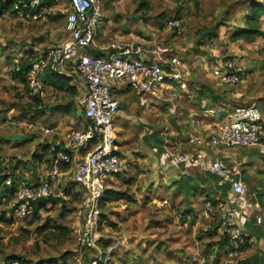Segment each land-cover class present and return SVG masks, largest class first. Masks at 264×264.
Wrapping results in <instances>:
<instances>
[{"label":"rangeland","instance_id":"1","mask_svg":"<svg viewBox=\"0 0 264 264\" xmlns=\"http://www.w3.org/2000/svg\"><path fill=\"white\" fill-rule=\"evenodd\" d=\"M106 1L101 0L103 12L109 7ZM253 2L264 5V0H125L121 3L123 7L120 8V4L118 8L126 10L127 16L136 17L128 32L146 39L151 38L150 33L161 31L157 23L177 17L179 11L182 33L189 32L190 37L192 31L191 38L197 44L204 37L214 38L208 32L214 26L221 24L224 28L236 29L244 25L248 6ZM57 5L59 13L56 16H47L37 22L18 20L9 10L0 12V264H8L17 258L28 264H61V261L88 264L94 256L93 251L81 258L79 255L82 196L72 182L73 167L60 165L56 186L60 189L68 187L65 196L49 197V203L27 220L16 219L11 214L15 203L14 192L10 194L11 186L44 178L53 151L63 150L64 142L52 149L45 145L51 136L43 129L57 116L49 110L65 102L62 110L66 112L59 115V121L67 126L72 120H77L75 126L82 123L80 103L68 86L58 93L52 88H41L40 95L46 97L38 99L29 95L26 80L17 74L20 63L28 64L47 47L64 40L62 28L68 0H59ZM123 19L119 21V29L125 30L128 25ZM259 27L264 28V14L260 16ZM162 31L165 33L162 38H175L170 32ZM202 53L209 56L208 48ZM252 57L253 54L247 57L249 65L253 62ZM259 57L262 58L259 62L264 65V55ZM214 59L210 56L204 64L210 66ZM200 64L204 65L203 62ZM248 74L251 75V71ZM48 75L43 76L42 83L46 80L48 84L60 83L56 75ZM261 88L264 90L263 83ZM135 100L134 97L130 100V111L123 109L126 114L128 111L133 128L125 120L115 121L114 126L117 147L127 140L126 133L132 131L133 135L129 133V141L120 145L124 150L125 169L110 183L100 207L99 248L100 254L108 257L105 264H236L240 251H233L232 257L223 254L221 251L228 248V241L223 249H218L217 242L225 234L223 223L221 232V203L224 201L220 187L210 189V194L206 192L209 188H200L202 192L195 198L194 191L188 196L180 184L167 182L161 185L159 176L152 177L157 169L133 165L128 152L134 149L149 147L151 143L157 146V142L177 145L166 132V128L176 124V121H169L172 117L167 111H163L158 120L151 113L147 114L149 117L144 116ZM46 111L51 117L43 116ZM37 115L39 119H35ZM139 121L145 125L138 124ZM125 125L130 127L126 133ZM53 138L52 141L58 140ZM144 138L151 143L146 144ZM180 143L184 144L185 139ZM151 160L148 158L146 162L149 164ZM115 194H121L122 199H114ZM212 202L214 205H209ZM54 226L65 228L67 234L60 235L52 229Z\"/></svg>","mask_w":264,"mask_h":264},{"label":"built area","instance_id":"2","mask_svg":"<svg viewBox=\"0 0 264 264\" xmlns=\"http://www.w3.org/2000/svg\"><path fill=\"white\" fill-rule=\"evenodd\" d=\"M59 0H14L11 12L24 22H37L47 16L54 17ZM101 0H68L64 15L62 43L52 45L36 55L30 62L24 78L29 95L43 99L42 79L46 74L64 76L81 92L80 107L82 123L68 131L63 150L53 151L46 176L38 182L20 183L14 190L15 203L12 216L27 220L36 212V202L49 197L65 196L68 187L58 188L56 183L60 165L73 167L72 182L81 192L79 203L81 222L78 234L80 258L93 251L88 264H105L108 257L100 254L99 228L100 207L107 189L118 173L125 169V162L119 153L115 121L120 112L117 92L129 90L141 95L160 94L168 84L170 91H183L191 70L178 55L164 50L136 44H113L104 55L90 53L99 27L103 24ZM163 29L178 37L183 25L176 16L165 19ZM212 50H218L216 39L210 40ZM219 60V59H218ZM218 73L221 84L234 86L240 82L241 69L228 56L222 57ZM19 68L17 67V71ZM44 76V77H43ZM218 107L212 112L221 113ZM227 121H218L206 139L191 136L187 144L196 148L194 153H177L171 156L174 165H189L208 172L218 179V184L229 186V201L223 216V225L228 248L221 252L233 256L246 246L245 236L239 226L244 216L253 215L252 201L239 178L238 164L223 165L210 152L219 149H246L259 147L264 156V118L258 105L237 106L226 114ZM69 168V171L71 169ZM73 187V185H72ZM255 224H261V217H255ZM8 264H25L18 259Z\"/></svg>","mask_w":264,"mask_h":264},{"label":"crops","instance_id":"3","mask_svg":"<svg viewBox=\"0 0 264 264\" xmlns=\"http://www.w3.org/2000/svg\"><path fill=\"white\" fill-rule=\"evenodd\" d=\"M124 1L125 0L106 1L109 7L103 12V25L96 34L90 48V53L94 55H104L110 51L113 44L117 43L136 44L145 47L150 46L149 48L155 47L162 51L164 50L166 53L178 55L191 70L190 76L187 79V88L183 91L172 92L167 84L157 96L141 95L129 90H120L117 92L120 112L116 121L120 122V120H125L129 122L130 117L128 111L126 114L123 109L126 108L129 110L131 106L130 100L133 97L136 99V107L144 116L149 117L147 114L151 113L154 114L153 116L158 120L162 116V112L167 111L166 113L172 117L169 121H176L175 125L166 128V132H168L173 143L175 142L177 144L176 147L170 143L163 144L162 142H157V146H155L148 141L147 138H144L146 144L147 142L151 143L149 147L145 146V148H139L140 150L134 149L132 150L133 152H128L130 158H133V165L157 169L152 177L159 176L158 178L160 179L158 180L161 181V185H165L167 182L174 183L175 185L193 183L194 186H197L199 190L198 193L202 192L200 188H209L210 190L213 187H220L218 183L207 185V182L204 181V177L209 174L208 172L200 171L189 165H174L171 162V156L177 153H194L196 148L187 144V138L199 136L202 139H206L212 132L214 124L218 121H227L228 118L226 114L230 113L237 106L258 105L264 118V90L261 88V84H264V65L259 62L262 59L259 55H264L262 52L264 37L259 34L247 40L237 36L239 34V29L242 28L243 25L238 26L236 29H229V27L224 28L220 24L208 30L219 43L218 50H212L209 40L210 36L205 38V34H202L204 39L202 38L203 40H199L197 44H194L193 37L191 38L192 31L190 32V37L188 36L189 32H185L175 38L170 36L166 39L162 38L165 33L162 31L163 23L159 22L157 26L161 31H157L159 32L158 34L152 32L150 33L151 38H140L139 35L134 34L132 31L128 32L130 28V30H132L133 26L131 24L135 22L136 17L131 15L127 16L126 10L120 9L123 7L121 3H124ZM187 1L191 2L189 0ZM118 6H120V8H118ZM125 8L128 7L125 6ZM179 13L180 12L177 11V15H179ZM122 17H124L123 22L128 25L125 30L119 29L121 26L119 25L121 24L119 21H121L120 19ZM187 24H189V22H187ZM259 30L264 32V28L262 27H259ZM143 36L145 37V35ZM161 38L162 41H160ZM62 41H60V43H62ZM207 48L209 56L202 53V51L207 50ZM251 49L253 50L251 51ZM229 53H231V56L228 55ZM251 54H253V62L249 65L247 57L251 56ZM210 56L215 57V59L211 62V65L208 66L207 63L204 64V61ZM224 56L230 57V59L235 62L236 66L241 69V80L234 86L221 84L218 79V73L216 69L213 68V65H215L217 69L222 70L221 61L219 60ZM200 62H203L204 65H201ZM249 71H251V75L248 74ZM68 86L72 88L75 99L80 102L82 94L79 89L72 86L70 83ZM45 88H52V90H56L57 93L66 89V87L63 89H56L47 83L44 84V89ZM45 97L46 96H44V99ZM64 103L65 102H60V105H58L56 109L49 110L57 113V116L51 125L43 129L46 134L51 136L45 144L50 145L51 149L61 142H64L65 146L68 131L76 125L77 120H72L70 126L62 124V122L59 121V115L66 112L62 110L65 105ZM218 107L222 108L221 114H212ZM49 113L50 112L46 111L43 116L49 118L51 117ZM35 117V119L40 118L38 115ZM80 119L82 120V111ZM140 123L145 125V122L139 121L138 124ZM129 125L132 127V123L129 122L128 126ZM128 128L130 127H127V125L124 126V133L127 132ZM129 133L133 135L132 131ZM129 133L128 135L127 133L125 134L127 140H123L118 145L121 156L124 150H121L120 145L129 141ZM53 137H57L56 139L58 140L52 141V139H55ZM170 138L169 140H171ZM182 139H185L184 144L180 143ZM160 140L163 141L162 139ZM151 145H154L156 148ZM258 148L259 147L246 149L231 148L210 152L219 159L223 165L233 167L238 164L239 178L247 191V197L253 204V215L250 217L244 216L239 221V226L245 236L247 245L242 251L237 253V259L235 260L236 264H264V156L259 154ZM140 151L141 154H138ZM148 158L152 159L149 164L146 162ZM181 188L184 190L183 192L188 193V186H183ZM208 191L206 192L208 193ZM192 193L193 192H189L188 194L191 195ZM198 193L194 191L195 198ZM221 198L224 201L221 203L222 232L223 216L230 198L229 188L226 190V186L222 185ZM257 216L261 217L260 225L255 224L254 219Z\"/></svg>","mask_w":264,"mask_h":264},{"label":"trees","instance_id":"4","mask_svg":"<svg viewBox=\"0 0 264 264\" xmlns=\"http://www.w3.org/2000/svg\"><path fill=\"white\" fill-rule=\"evenodd\" d=\"M13 1L14 0H0V12L3 11V10L11 11L10 9H11V5H12ZM189 1H194V0H189ZM248 7H249V14L245 15L244 25H243L242 28L239 29V31H238L239 34L237 36L243 37V38H245L247 40H250V39H252L253 37H255L256 35H259V34L264 37V32H261L259 30L260 16L262 14H264V5L259 4L257 2H253ZM177 18H178V15H177ZM262 52L264 53V47L262 49ZM29 65H30V62L28 64L27 63L24 64V62H23V63H20V67H18L19 70H18L17 74H18V76H21V78L24 79V80H25L24 75H25V72L27 71ZM56 77L60 81V83L53 82V83L49 84L53 88L63 89L64 87L69 85L70 80L68 78H66L64 76H59V75H56ZM45 83L48 84V80H46ZM66 89H67V87H66ZM69 89L72 90L71 87H69ZM204 181H206L207 183L211 182V184H217L218 183V179L214 175H212L210 173L205 175ZM180 185H181L180 188L183 187V186H188V193L189 192L191 193L192 191H195V192L198 193V191H199L197 189V186H194L193 183H191V184L190 183L189 184L184 183L183 185L181 183ZM222 186H226V190L229 188L228 185H222ZM11 188H14V187L11 186ZM216 188L218 189V187H215V188L213 187L214 190ZM220 189H221V186H220ZM13 192H14V190H10V194L13 193ZM188 193H187V195H190ZM210 193H211V191L209 190L207 194H210ZM107 199L108 200L111 199L109 195H108ZM114 199H122L121 194H119V195L115 194ZM48 203H49L48 198L40 199L38 202H36L35 205H36L37 209H36L35 215H36L38 210L43 208ZM209 205H214V202H212ZM52 229L53 230H57V232H59L60 235H63V232H64V234H67V230L65 228H63V227L54 226V228H52ZM222 236H223V238H221L217 242L218 243V249H223L222 246L224 245V243H227V237L225 236V234H223ZM244 248H242V249H240L238 251H242ZM17 259L19 260V258H17ZM22 263L28 264V263L23 262V261H22ZM50 264H55V263H50ZM61 264H66V263H65V261H61Z\"/></svg>","mask_w":264,"mask_h":264},{"label":"water","instance_id":"5","mask_svg":"<svg viewBox=\"0 0 264 264\" xmlns=\"http://www.w3.org/2000/svg\"><path fill=\"white\" fill-rule=\"evenodd\" d=\"M219 114H221V113H219Z\"/></svg>","mask_w":264,"mask_h":264}]
</instances>
